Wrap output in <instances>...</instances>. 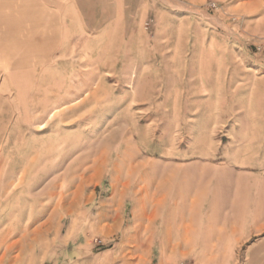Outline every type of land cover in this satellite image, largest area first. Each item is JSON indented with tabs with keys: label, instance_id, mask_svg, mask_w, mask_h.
Masks as SVG:
<instances>
[{
	"label": "rangeland",
	"instance_id": "obj_1",
	"mask_svg": "<svg viewBox=\"0 0 264 264\" xmlns=\"http://www.w3.org/2000/svg\"><path fill=\"white\" fill-rule=\"evenodd\" d=\"M109 1L0 0V264H229L165 224L264 150V0Z\"/></svg>",
	"mask_w": 264,
	"mask_h": 264
},
{
	"label": "crops",
	"instance_id": "obj_2",
	"mask_svg": "<svg viewBox=\"0 0 264 264\" xmlns=\"http://www.w3.org/2000/svg\"><path fill=\"white\" fill-rule=\"evenodd\" d=\"M25 1L35 5L36 10L57 14L67 29V37L72 34L71 27L76 28L74 34L84 37L96 25L95 17L87 13L95 11L100 2ZM109 2L112 1L103 0L104 5ZM131 2L115 0L120 12L127 11ZM103 11H108L107 7ZM258 147L248 144L239 153L238 162L228 164L231 168L228 177L213 179L210 193L202 191L194 199H185L179 211L174 207L176 214L167 218L165 226L177 230V238L169 240V244L180 247L170 250L229 253V264H236V253L242 252L240 264H264V150ZM176 204L175 200L173 206Z\"/></svg>",
	"mask_w": 264,
	"mask_h": 264
},
{
	"label": "built area",
	"instance_id": "obj_3",
	"mask_svg": "<svg viewBox=\"0 0 264 264\" xmlns=\"http://www.w3.org/2000/svg\"><path fill=\"white\" fill-rule=\"evenodd\" d=\"M211 7L217 9V4H216V3H212V4H211ZM150 22H151V21H149V22L146 23V26H147V27L150 25Z\"/></svg>",
	"mask_w": 264,
	"mask_h": 264
}]
</instances>
